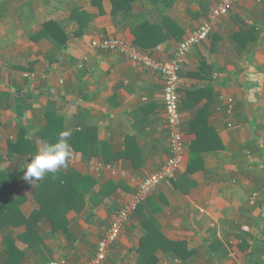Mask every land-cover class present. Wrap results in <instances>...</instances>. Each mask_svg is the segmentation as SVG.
Wrapping results in <instances>:
<instances>
[{
    "label": "crops",
    "instance_id": "obj_1",
    "mask_svg": "<svg viewBox=\"0 0 264 264\" xmlns=\"http://www.w3.org/2000/svg\"><path fill=\"white\" fill-rule=\"evenodd\" d=\"M219 1L0 0V194L16 180L22 216L0 228V264L5 235L21 264L89 263L170 157L163 77L93 41L170 59ZM179 93L185 163L102 264H264V2L240 0L217 22L188 54ZM65 130L67 167L26 181L37 148Z\"/></svg>",
    "mask_w": 264,
    "mask_h": 264
},
{
    "label": "built area",
    "instance_id": "obj_2",
    "mask_svg": "<svg viewBox=\"0 0 264 264\" xmlns=\"http://www.w3.org/2000/svg\"><path fill=\"white\" fill-rule=\"evenodd\" d=\"M240 0H220L213 8L207 21L199 26L197 31L183 40L175 55L170 59L155 60L143 51L129 46L125 41L105 39L93 41L92 47L112 52H118L131 61L149 70L159 73L164 80V108L166 126L169 131L170 157L161 169L146 177L128 202L115 214L109 229L98 245L96 257L87 264H102L108 258L110 248L122 235L125 226L130 222L139 205L155 192V190L174 177L185 163V139L182 128L183 115L180 105V71L190 51L197 45L209 40L217 22L229 15L231 9ZM264 2V0H258ZM2 66L0 65V70ZM26 77L33 79L34 75ZM52 264H66L65 260Z\"/></svg>",
    "mask_w": 264,
    "mask_h": 264
},
{
    "label": "clouds",
    "instance_id": "obj_3",
    "mask_svg": "<svg viewBox=\"0 0 264 264\" xmlns=\"http://www.w3.org/2000/svg\"><path fill=\"white\" fill-rule=\"evenodd\" d=\"M70 130L61 131L55 142L43 141L31 156L23 169V178L34 184L41 181L47 173H55L58 169L67 167L72 155V146L68 143Z\"/></svg>",
    "mask_w": 264,
    "mask_h": 264
},
{
    "label": "trees",
    "instance_id": "obj_4",
    "mask_svg": "<svg viewBox=\"0 0 264 264\" xmlns=\"http://www.w3.org/2000/svg\"><path fill=\"white\" fill-rule=\"evenodd\" d=\"M128 9V5H126V10ZM51 22V21H50ZM48 22V23H50ZM53 25V23H50V26ZM46 26V32L51 33L55 36H59V34L56 33L54 29L51 27ZM139 43V42H138ZM2 174L0 172V177H2ZM47 178V177H46ZM67 177L63 176V179H66ZM9 184L10 186H5L4 184L1 185V194H0V220H5L6 218L8 221L6 223L0 224L1 231L4 228H9L10 225H13V227H16L20 223H13L11 224L10 218L11 216L15 217L18 216L19 218L22 217L18 213L19 204L21 203L20 200H16L14 198V189L16 187V180L13 178H9ZM60 200H58V203ZM57 203V204H58ZM71 210V209H70ZM16 211V212H15ZM3 246H4V252L6 254V258L3 263L1 264H21L24 259V253L21 251L18 246L16 240L10 236L5 235L3 240Z\"/></svg>",
    "mask_w": 264,
    "mask_h": 264
},
{
    "label": "rangeland",
    "instance_id": "obj_5",
    "mask_svg": "<svg viewBox=\"0 0 264 264\" xmlns=\"http://www.w3.org/2000/svg\"><path fill=\"white\" fill-rule=\"evenodd\" d=\"M2 70V69H1Z\"/></svg>",
    "mask_w": 264,
    "mask_h": 264
}]
</instances>
